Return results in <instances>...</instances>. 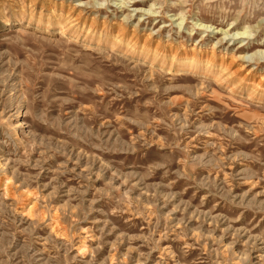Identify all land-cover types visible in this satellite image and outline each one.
I'll return each instance as SVG.
<instances>
[{
  "label": "rangeland",
  "instance_id": "obj_1",
  "mask_svg": "<svg viewBox=\"0 0 264 264\" xmlns=\"http://www.w3.org/2000/svg\"><path fill=\"white\" fill-rule=\"evenodd\" d=\"M0 264H264V0H0Z\"/></svg>",
  "mask_w": 264,
  "mask_h": 264
},
{
  "label": "bare ground",
  "instance_id": "obj_2",
  "mask_svg": "<svg viewBox=\"0 0 264 264\" xmlns=\"http://www.w3.org/2000/svg\"><path fill=\"white\" fill-rule=\"evenodd\" d=\"M147 15H148V14H147ZM246 34H247V33L245 32V33H243L242 35H240L241 37H240V36H239V37H240V38H243V39H246V38H245V35H246ZM227 36H228V35H227ZM235 37H236V36H235ZM186 54H187V53H186ZM253 58H254V57H253ZM253 58H252V59H253Z\"/></svg>",
  "mask_w": 264,
  "mask_h": 264
}]
</instances>
